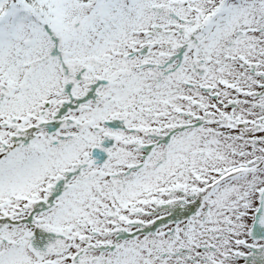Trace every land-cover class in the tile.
Instances as JSON below:
<instances>
[{"label": "snow or ice", "instance_id": "obj_1", "mask_svg": "<svg viewBox=\"0 0 264 264\" xmlns=\"http://www.w3.org/2000/svg\"><path fill=\"white\" fill-rule=\"evenodd\" d=\"M0 264H264V0H0Z\"/></svg>", "mask_w": 264, "mask_h": 264}]
</instances>
